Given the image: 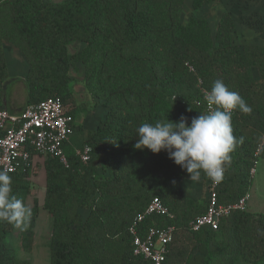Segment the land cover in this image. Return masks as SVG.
I'll use <instances>...</instances> for the list:
<instances>
[{
  "label": "trees",
  "instance_id": "1",
  "mask_svg": "<svg viewBox=\"0 0 264 264\" xmlns=\"http://www.w3.org/2000/svg\"><path fill=\"white\" fill-rule=\"evenodd\" d=\"M213 1L191 0L190 5L198 10ZM184 2L8 0L0 4V44L14 46L29 64L24 76L26 105L51 96L72 102L74 80L69 71L79 63L87 94L106 109L94 129L77 130L72 124L70 143L91 148L87 163L73 150H65L68 143L63 147L67 165L55 156L43 161V208L52 218L49 264H150L132 254L127 228L154 197L174 218L154 215L142 227L174 224L175 233L178 228L189 231L197 252L186 254L183 264L264 259V215L233 211L220 220L216 231H190L189 222L201 212L195 201L181 194L189 174L163 150L154 154L134 147L135 128L142 123L163 121L165 115L172 122L183 115L190 123L206 112L197 80L210 89L220 79L242 96L252 112H232L233 134L243 137V143L231 153L217 189L218 201L232 203L247 192L255 158L264 157V45L234 43L235 24L229 12L221 15L213 31L201 17L182 24ZM75 42L82 47L70 52L69 45ZM3 53L0 46V84L8 75ZM69 114L74 119L73 106ZM73 133L81 139L74 141ZM31 171L24 166L10 173L13 194L23 202ZM206 206L207 199L205 210ZM31 210L30 226L20 233L26 251L31 248L38 210L35 199ZM249 218L252 234L246 237ZM14 227L0 223V264H29L17 258L9 244ZM173 240L166 264L177 254L171 251Z\"/></svg>",
  "mask_w": 264,
  "mask_h": 264
},
{
  "label": "rangeland",
  "instance_id": "2",
  "mask_svg": "<svg viewBox=\"0 0 264 264\" xmlns=\"http://www.w3.org/2000/svg\"><path fill=\"white\" fill-rule=\"evenodd\" d=\"M52 3H60L62 0H50ZM191 0H185L181 11V23L186 24L190 17H201L208 21L211 30L215 26L224 12H229L235 24V32L232 35L234 43L238 45L252 44L264 45V0H215L202 6L198 10H193L190 5ZM5 52L6 68L8 75L5 81L0 84V104L6 109H12L15 112L23 110L26 105L27 91L24 82V76L29 66L21 53L14 46L3 42ZM82 47L81 43L69 45L70 52H75ZM73 82V98L71 106L75 111L73 119L74 129L91 130L94 129L97 122L104 118L106 109L101 102L95 103L82 83L83 67L77 64L75 68L69 71ZM79 141L81 135L73 133L72 139ZM76 141V142H77ZM75 147L70 140L65 147L75 151ZM255 172L251 176L247 187L249 199L247 200L245 213L252 217L264 215V157L255 158ZM29 183V192L25 196L24 203L27 207H33V200L37 201L38 210L35 217V226L33 228V238L30 250L26 251L21 246V230L14 227L9 237V244L15 250V255L19 259H25L29 264H49V240L52 228V218L47 210L43 208V199L45 193V171L43 160L36 158L34 166L27 179ZM208 185L205 175L202 173L199 181L186 180L183 183L181 194L191 198L199 209L198 212L205 211ZM202 210V211H201ZM85 215V211L81 212ZM200 213V214H201ZM199 215V214H198ZM251 218L248 219L245 229V236L252 234ZM218 231L216 234L218 235ZM196 242L192 235L185 228L176 230L171 251L177 253L172 255L169 264H183V257L188 253H196ZM234 264H264V259L260 262L239 258Z\"/></svg>",
  "mask_w": 264,
  "mask_h": 264
},
{
  "label": "built area",
  "instance_id": "3",
  "mask_svg": "<svg viewBox=\"0 0 264 264\" xmlns=\"http://www.w3.org/2000/svg\"><path fill=\"white\" fill-rule=\"evenodd\" d=\"M6 1L8 0H0V4ZM189 70L192 68L189 67ZM197 87L200 90V101L207 112L211 109L204 101L203 93L209 88L203 85L200 78L197 80ZM71 109V104L63 102L57 96L27 105L19 112H10L1 105L0 169L10 170V173H15L24 166L32 169L36 158L44 161L47 156H55L62 164L67 165L63 147L68 143L73 130L74 121L69 114ZM261 143H264V137ZM90 151V146L84 145L76 148L74 153L81 162L87 163ZM254 172L255 166L250 169V175ZM219 184L207 178L206 210L189 222L190 231L196 232L202 228L216 231L221 219L228 217L233 211H245L249 193L245 192L232 203H221L217 194ZM154 215L174 218L160 199L154 197L142 212L132 217L127 234L133 255L146 259L150 264H166L168 245L174 238L175 226L152 223L143 228V222Z\"/></svg>",
  "mask_w": 264,
  "mask_h": 264
},
{
  "label": "clouds",
  "instance_id": "4",
  "mask_svg": "<svg viewBox=\"0 0 264 264\" xmlns=\"http://www.w3.org/2000/svg\"><path fill=\"white\" fill-rule=\"evenodd\" d=\"M203 98L211 110L199 113L190 123L183 115L176 122L169 121L165 115L163 121L137 126L134 147L146 148L154 154L165 151L169 159L189 174L190 181H199L203 173L220 183L226 165L231 162V153L243 143V137L233 134L232 112L251 114L252 108L220 79L204 91ZM12 185L10 170L0 169V223L25 231L30 226L32 210L13 194Z\"/></svg>",
  "mask_w": 264,
  "mask_h": 264
},
{
  "label": "crops",
  "instance_id": "5",
  "mask_svg": "<svg viewBox=\"0 0 264 264\" xmlns=\"http://www.w3.org/2000/svg\"><path fill=\"white\" fill-rule=\"evenodd\" d=\"M3 50H4V52H5V46H4V44H3ZM6 57V56H5ZM7 62V61H6ZM8 63V62H7ZM4 107V106H3ZM5 108V107H4ZM7 110H9L10 112H15L14 110H12V109H7Z\"/></svg>",
  "mask_w": 264,
  "mask_h": 264
}]
</instances>
